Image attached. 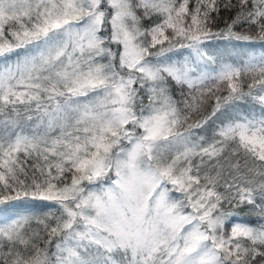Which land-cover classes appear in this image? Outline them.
I'll return each instance as SVG.
<instances>
[{
	"label": "snow or ice",
	"instance_id": "obj_1",
	"mask_svg": "<svg viewBox=\"0 0 264 264\" xmlns=\"http://www.w3.org/2000/svg\"><path fill=\"white\" fill-rule=\"evenodd\" d=\"M0 217V264H264V0H0Z\"/></svg>",
	"mask_w": 264,
	"mask_h": 264
},
{
	"label": "trees",
	"instance_id": "obj_2",
	"mask_svg": "<svg viewBox=\"0 0 264 264\" xmlns=\"http://www.w3.org/2000/svg\"><path fill=\"white\" fill-rule=\"evenodd\" d=\"M226 56H227V53H226ZM253 110L258 112V108L253 109ZM0 219H2V217H0Z\"/></svg>",
	"mask_w": 264,
	"mask_h": 264
}]
</instances>
